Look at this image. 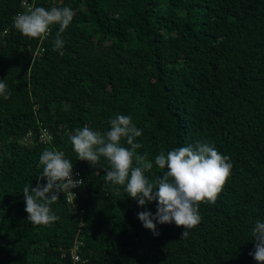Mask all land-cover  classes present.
<instances>
[{
    "label": "trees",
    "instance_id": "16d2710c",
    "mask_svg": "<svg viewBox=\"0 0 264 264\" xmlns=\"http://www.w3.org/2000/svg\"><path fill=\"white\" fill-rule=\"evenodd\" d=\"M22 1L0 0V264L76 242L82 264H264V0H35L19 25Z\"/></svg>",
    "mask_w": 264,
    "mask_h": 264
},
{
    "label": "built area",
    "instance_id": "2783aa9c",
    "mask_svg": "<svg viewBox=\"0 0 264 264\" xmlns=\"http://www.w3.org/2000/svg\"><path fill=\"white\" fill-rule=\"evenodd\" d=\"M34 1L23 0L22 6L25 11L19 12L15 21L22 25L28 21H34L36 23H40L38 18L34 14ZM54 20L51 21V23ZM5 34V33H4ZM50 34V29L48 27L44 28V37ZM3 35V34H2ZM35 137V133L31 131L25 138L24 142L26 144H30ZM54 140L53 134L46 127H42L38 134V141L41 144H52ZM59 184L61 186V190L65 195L66 202L74 207L76 200L79 198L81 192L84 190V178L81 171H68L64 170L59 173ZM82 244L80 242H76L75 246L71 250L70 254L74 264H82V257L80 254V247Z\"/></svg>",
    "mask_w": 264,
    "mask_h": 264
}]
</instances>
